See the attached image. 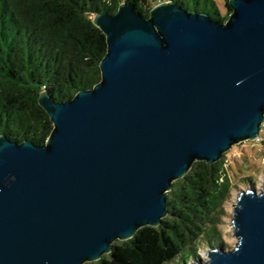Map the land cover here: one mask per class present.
Masks as SVG:
<instances>
[{
    "label": "water",
    "instance_id": "1",
    "mask_svg": "<svg viewBox=\"0 0 264 264\" xmlns=\"http://www.w3.org/2000/svg\"><path fill=\"white\" fill-rule=\"evenodd\" d=\"M225 21L159 2L96 12L101 78L66 100L38 97L44 143L0 134V264H86L158 226L196 161L258 139L264 122V0H228ZM237 243L181 264H264L262 188L238 191Z\"/></svg>",
    "mask_w": 264,
    "mask_h": 264
},
{
    "label": "trees",
    "instance_id": "2",
    "mask_svg": "<svg viewBox=\"0 0 264 264\" xmlns=\"http://www.w3.org/2000/svg\"><path fill=\"white\" fill-rule=\"evenodd\" d=\"M165 0H0V134L44 143L53 124L38 102L42 90L56 100L73 97L101 78L106 36L96 12L115 13L122 2L145 17ZM186 10L205 11L220 21L215 0H174ZM223 161H196L173 183L168 215L158 226L141 227L116 241L111 253L86 264H168L188 261L204 244L213 246L216 227L231 193ZM225 245V243H221Z\"/></svg>",
    "mask_w": 264,
    "mask_h": 264
},
{
    "label": "rangeland",
    "instance_id": "3",
    "mask_svg": "<svg viewBox=\"0 0 264 264\" xmlns=\"http://www.w3.org/2000/svg\"><path fill=\"white\" fill-rule=\"evenodd\" d=\"M226 1L215 0L224 16L228 13ZM221 160L230 175L232 191L224 203V214L221 216L215 230L217 243L213 246L204 244L203 247L198 249L196 256L206 257V251L210 247L221 246L222 242L225 243V247L228 249L236 245L237 239L234 237L231 221L233 205L236 203L238 191L246 188H262L264 180V122L258 139L245 140L233 145ZM196 256L194 255L191 260ZM182 261L176 260L168 264H181Z\"/></svg>",
    "mask_w": 264,
    "mask_h": 264
}]
</instances>
